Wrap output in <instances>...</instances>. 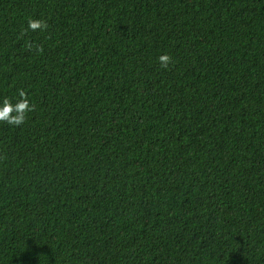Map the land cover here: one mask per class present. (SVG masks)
I'll return each instance as SVG.
<instances>
[{"label":"trees","instance_id":"16d2710c","mask_svg":"<svg viewBox=\"0 0 264 264\" xmlns=\"http://www.w3.org/2000/svg\"><path fill=\"white\" fill-rule=\"evenodd\" d=\"M19 89L0 264H264V0H0Z\"/></svg>","mask_w":264,"mask_h":264},{"label":"clouds","instance_id":"9594fccd","mask_svg":"<svg viewBox=\"0 0 264 264\" xmlns=\"http://www.w3.org/2000/svg\"><path fill=\"white\" fill-rule=\"evenodd\" d=\"M49 24L43 19H28V29L25 30V33L28 30L31 31H47ZM33 45L29 44L31 49ZM36 51L42 53L44 51L42 45L35 46ZM158 62L162 68L167 69L169 64L172 63V57L165 53L158 57ZM18 99L15 103L12 102L11 98H4L2 103H0V123H5L9 126L20 127L26 121L27 115L30 112L35 111V105L32 104L28 99V93L24 89L18 90Z\"/></svg>","mask_w":264,"mask_h":264}]
</instances>
